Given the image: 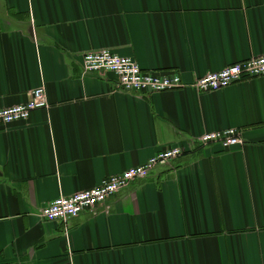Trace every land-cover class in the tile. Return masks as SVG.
Instances as JSON below:
<instances>
[{
    "label": "crops",
    "instance_id": "crops-1",
    "mask_svg": "<svg viewBox=\"0 0 264 264\" xmlns=\"http://www.w3.org/2000/svg\"><path fill=\"white\" fill-rule=\"evenodd\" d=\"M108 48L186 87L118 90L83 73ZM264 54V0H0V107L43 85L48 109L0 127V264H264V76L215 92L196 77ZM237 128L243 143L202 145ZM94 211L44 222L40 208L144 163Z\"/></svg>",
    "mask_w": 264,
    "mask_h": 264
},
{
    "label": "built area",
    "instance_id": "built-area-1",
    "mask_svg": "<svg viewBox=\"0 0 264 264\" xmlns=\"http://www.w3.org/2000/svg\"><path fill=\"white\" fill-rule=\"evenodd\" d=\"M83 73H112L116 77L118 90L136 93H157L182 89L187 86L177 72L143 70L136 61L127 56H120L108 48L89 51L82 56ZM264 76V54L250 57L224 66L217 71H209L196 77L190 87L198 92H215L236 82ZM49 101L43 85L28 92L25 102L0 107V127L17 122H26L37 109H48ZM198 141L202 145L218 144L222 150L243 143L242 131L226 128L203 134ZM184 148L179 144L167 145L144 163L132 166L120 173L111 174L102 179L97 186L70 195H59L45 203L39 210V217L46 223L61 222L68 228L70 221L85 211H94L98 205L134 180L146 177L156 165H162L181 157Z\"/></svg>",
    "mask_w": 264,
    "mask_h": 264
}]
</instances>
